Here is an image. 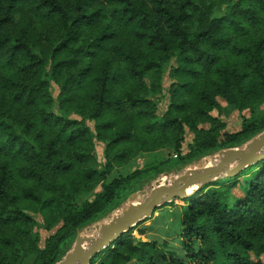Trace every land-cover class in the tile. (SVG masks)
Here are the masks:
<instances>
[{
	"label": "trees",
	"instance_id": "16d2710c",
	"mask_svg": "<svg viewBox=\"0 0 264 264\" xmlns=\"http://www.w3.org/2000/svg\"><path fill=\"white\" fill-rule=\"evenodd\" d=\"M220 100L242 114L240 130L213 114ZM263 102L264 0H0V264H56L129 185L263 132ZM166 145L176 162L110 179ZM220 177L158 207L90 264H264V159ZM30 211L61 223L43 247Z\"/></svg>",
	"mask_w": 264,
	"mask_h": 264
},
{
	"label": "rangeland",
	"instance_id": "374dc122",
	"mask_svg": "<svg viewBox=\"0 0 264 264\" xmlns=\"http://www.w3.org/2000/svg\"><path fill=\"white\" fill-rule=\"evenodd\" d=\"M223 7L217 6L214 10V13L216 15L223 14ZM226 8V7H225ZM177 63V62H175ZM169 71L166 73L164 77V85L165 87H168V85L171 82ZM59 95V88L55 87L54 92V98H57ZM155 102L157 103V110L158 114L162 115L165 111L168 110V107L170 105V96L167 92L164 93V95L160 98H156ZM220 111H214V115H218L223 122L227 124L226 131L228 132H236L240 130L241 124H242V114L239 113V111L236 109V107L226 101L220 100ZM261 110L264 112V102L260 104ZM247 114V113H246ZM69 117L81 120L80 115L74 113L73 111H70L69 109ZM88 125L92 130H94V122L89 121ZM186 127V126H185ZM256 137V136H255ZM194 142V134L189 130L188 127L185 128V140L183 144V153L188 152V145L192 144ZM250 141H247L245 143H242L236 147H246L247 144ZM235 148V147H234ZM94 155L96 156V162L100 165L104 162V150H105V144L96 141L95 142V148H94ZM226 149L215 151L212 154L196 158V159H190L187 163H178L177 167L175 169H168L163 173L157 174L155 176H152L149 180L146 181H138L135 185H129L128 189L126 190L125 199L122 202L120 206L117 208H114L112 211L107 213L106 215L98 218L93 224L88 225L84 227L79 234L82 236H88L90 239L89 243H86V245H90L93 240H96L99 238L101 234V225L109 224L111 221L115 220L118 216H122L124 211L129 209L134 203H140L143 202L150 194L159 186V185H169L173 184L174 181L177 180L178 177H180L183 174H186L190 170H198L203 168L204 166H211L215 165L218 162V157L220 156L219 153L221 151H224ZM164 156H170L172 160L175 162L179 159L177 156V153L174 151V148L172 146H163L153 152H146L143 153L136 158H134L128 165L117 168L112 175L110 176V179H113L114 177L118 175L126 176L127 174L145 167L147 164H150L152 162H155L159 159H161ZM230 175H223L220 178L228 177ZM227 181V180H226ZM102 188L97 187L89 194H84L83 197L85 199H90L94 197L96 194L101 192ZM141 191H145V194H141ZM236 193H240L239 188L237 187L234 189ZM194 193V192H193ZM133 195H137L135 200H131V197ZM177 204H181L180 201H176ZM31 216L36 221V224L33 226L34 233H37L40 237L39 245L43 247L45 245V241L47 238H49L51 235L55 234L58 228L60 227L61 223L54 220L52 223L46 222L42 216L38 212L30 211ZM146 225H149L150 222H145ZM139 224V223H138ZM137 224V225H138ZM133 225L131 229H134L135 226ZM162 232V231H161ZM161 232L154 230L150 233H148L147 236L152 235H161ZM133 234L136 237H141L140 232L137 230H134ZM143 238L145 236H142ZM92 239V240H91ZM86 241V240H85ZM75 244V243H74ZM74 244L72 247L69 248L68 252L71 251L74 248ZM34 261V257H29L27 261L24 264H32ZM262 261L264 262V256L262 257Z\"/></svg>",
	"mask_w": 264,
	"mask_h": 264
},
{
	"label": "water",
	"instance_id": "95a60500",
	"mask_svg": "<svg viewBox=\"0 0 264 264\" xmlns=\"http://www.w3.org/2000/svg\"><path fill=\"white\" fill-rule=\"evenodd\" d=\"M249 141L245 148L235 147L221 151L215 165L190 170L178 177L173 184L159 185L143 202L132 205L122 216L103 225L99 238L93 240L90 245L87 246L86 241L78 233L74 248L56 264H90L92 257L101 249L129 231L133 225L151 217L153 212L164 203L171 202L177 197H187L192 188L195 192L204 184L222 175L234 176L242 169L263 160L264 131ZM141 194H145V191H141ZM136 197L137 195H133L131 200H135Z\"/></svg>",
	"mask_w": 264,
	"mask_h": 264
},
{
	"label": "bare ground",
	"instance_id": "6f19581e",
	"mask_svg": "<svg viewBox=\"0 0 264 264\" xmlns=\"http://www.w3.org/2000/svg\"><path fill=\"white\" fill-rule=\"evenodd\" d=\"M193 192H194V188L189 190V194L188 195H192ZM136 204H138V203H134V205H136ZM102 226L103 225H101L100 227H102ZM82 238L84 239V241L86 240V243H89L90 239L88 238V236H85V235L82 234ZM87 246H88V244H87Z\"/></svg>",
	"mask_w": 264,
	"mask_h": 264
}]
</instances>
